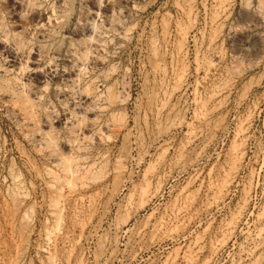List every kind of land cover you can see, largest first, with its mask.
Masks as SVG:
<instances>
[{"label": "rangeland", "instance_id": "374dc122", "mask_svg": "<svg viewBox=\"0 0 264 264\" xmlns=\"http://www.w3.org/2000/svg\"><path fill=\"white\" fill-rule=\"evenodd\" d=\"M0 264H264V0H0Z\"/></svg>", "mask_w": 264, "mask_h": 264}, {"label": "bare ground", "instance_id": "6f19581e", "mask_svg": "<svg viewBox=\"0 0 264 264\" xmlns=\"http://www.w3.org/2000/svg\"><path fill=\"white\" fill-rule=\"evenodd\" d=\"M32 3H33V0H32ZM28 4V3H27ZM54 7V6H53ZM52 10H56V9H52ZM54 14V13H53ZM44 15V14H43ZM27 17V16H26ZM38 17H40V21L41 20H43V17L44 16H42L41 14H36V13H34V14H32L29 18L27 17V22H28V24H32V23H34L35 24V21H37L36 19L38 18ZM45 18V17H44ZM49 19V18H48ZM22 20H24V18L22 19ZM26 20V19H25ZM50 21V20H49ZM26 22V21H25ZM26 22V23H27ZM65 22V21H64ZM25 23V24H26ZM38 23V22H37ZM63 23V22H62ZM66 23V22H65ZM27 24V25H28ZM46 24V23H45ZM53 24V23H52ZM60 24V28H62L61 27V23H59ZM63 26V25H62ZM65 26V25H64ZM63 29V28H62ZM19 35V34H18ZM20 40H22V39H20ZM20 40H19V45H20ZM16 42H17V40H16ZM18 43V42H17ZM25 46V45H24ZM20 48V47H19ZM22 48V47H21ZM23 49H24V47H23ZM32 51V50H31ZM30 52V51H29ZM93 54V53H92ZM29 59V58H28ZM27 61V60H26ZM26 64L25 65H23L22 67H21V70H22V72H24V71H26V70H28V64H27V62H25ZM2 67V66H1ZM86 68V67H85ZM82 70V69H81ZM85 70V69H84ZM28 72V71H27ZM85 74V73H84ZM7 84H9V83H7ZM6 84V85H7ZM4 87H6V86H4ZM12 87H10V89H11ZM85 88V87H84ZM86 89V88H85ZM2 94H5V93H8V90H7V88L5 89V88H2ZM15 91V90H14ZM89 91V90H88ZM85 92H86V90H85ZM90 92V91H89ZM10 93V92H9ZM84 93V92H83ZM81 93V95L83 96V97H85V96H87V94L86 93ZM82 97V98H83ZM17 98V97H16ZM82 98H81V100H82ZM99 99V98H98ZM109 101V100H108ZM30 102H31V100H30V98L29 97H27L26 96V98L24 97V96H22V95H18V98L17 99H15V100H12V104L13 105H15V106H20L22 109H26L27 110V108L29 109V107H30ZM68 108V107H67ZM66 109V108H65ZM72 109V108H71ZM28 111V110H27ZM66 111V110H65ZM75 111V110H74ZM71 112H72V110H71ZM31 114V113H30ZM73 114L74 115H76V113L75 112H73ZM39 117V116H38ZM56 118H58L57 119V121H59V116L56 114V116H55ZM48 118V117H47ZM31 119V118H30ZM48 121V126H50L51 128L53 127V125H54V123H53V121H54V118H53V116L51 117H49V119L47 120ZM41 124V123H40ZM42 124H44V123H42ZM47 125V124H46ZM43 125H41V127H42ZM82 126V125H81ZM83 128H84V125H83V127H82V129H81V131H83ZM35 130H38V128L37 129H35ZM74 130H77V129H74ZM79 130H80V128H79ZM85 130V129H84ZM72 131V130H71ZM75 132H77V131H73V132H71V133H75ZM82 133V132H81ZM48 134V133H47ZM82 134H86V133H84V131H83V133ZM75 135H77V134H75ZM81 135V134H80ZM79 135V136H80ZM51 136V135H50ZM84 136H86V135H84ZM83 135H82V137H84ZM73 137H74V135H73ZM89 137V136H88ZM79 139V138H78ZM76 140V139H75ZM73 142H74V140H73ZM66 167V166H65ZM67 167H68V165H67ZM66 167V168H67ZM65 172H66V170H65ZM69 172H71L70 173V175H69V177H72V179H66L65 181H67L68 183H70V184H72V185H75L76 186V184H74V182H73V180H74V178H79V174H78V170L77 169H75V168H72L71 170H69ZM80 173V172H79ZM85 174V173H84ZM68 175V174H67ZM82 175V174H81ZM86 175V174H85ZM84 175V176H85ZM65 179V178H64ZM63 184H64V182H63ZM70 187H71V185H69Z\"/></svg>", "mask_w": 264, "mask_h": 264}]
</instances>
